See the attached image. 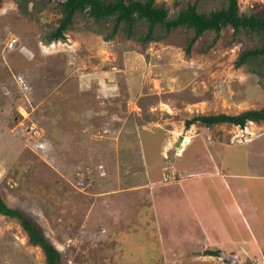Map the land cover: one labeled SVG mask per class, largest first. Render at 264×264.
I'll list each match as a JSON object with an SVG mask.
<instances>
[{
  "label": "rangeland",
  "instance_id": "1",
  "mask_svg": "<svg viewBox=\"0 0 264 264\" xmlns=\"http://www.w3.org/2000/svg\"><path fill=\"white\" fill-rule=\"evenodd\" d=\"M238 7L258 14L264 0H238ZM53 20L51 13L30 18L16 0H2L6 204L33 218L65 264L244 262L238 232L252 223L242 206L237 221L233 199L246 198L264 215V180L251 171L264 172V121L186 126L199 116L264 107L258 77L235 67L241 44L221 41L205 54L198 41L188 55L182 30L147 46L79 30L46 45L43 33ZM216 171L224 174L204 178ZM165 231L177 248L170 257L163 255ZM205 243L220 255L204 258ZM0 264H46L21 223L2 215Z\"/></svg>",
  "mask_w": 264,
  "mask_h": 264
},
{
  "label": "trees",
  "instance_id": "2",
  "mask_svg": "<svg viewBox=\"0 0 264 264\" xmlns=\"http://www.w3.org/2000/svg\"><path fill=\"white\" fill-rule=\"evenodd\" d=\"M16 1L21 5V11L30 18L34 17V12L54 15L53 22L46 25L43 33L42 42L46 45L66 42L69 32L79 30L91 32L104 41H111L121 35L143 46L166 41L178 30H182L188 55L198 41H202L200 52L205 54L221 41L226 47L241 44L235 67L245 68L257 76L264 90V12L241 13L238 0H173L171 5L159 0ZM1 3L2 0L0 7ZM226 33H229L228 37ZM262 121L264 107L234 116H199L188 121L186 126L190 128L199 123L211 129L216 125L231 124L244 128L249 122ZM0 215L21 223L28 235L29 244L43 250L46 264H65L63 254L49 241L33 218L22 210L9 207L1 194ZM162 236L167 239L163 255L170 257L177 248L172 245L168 231ZM247 252L248 256L242 252L245 258L241 264H253L252 260L258 259L257 255ZM205 254L218 257L220 252L210 250Z\"/></svg>",
  "mask_w": 264,
  "mask_h": 264
},
{
  "label": "crops",
  "instance_id": "3",
  "mask_svg": "<svg viewBox=\"0 0 264 264\" xmlns=\"http://www.w3.org/2000/svg\"><path fill=\"white\" fill-rule=\"evenodd\" d=\"M250 152H251V150L247 154L249 155ZM262 154L264 155L263 152H262ZM259 155H261V154L257 153V155L256 156H253V157L257 158ZM246 160H247V158H246ZM249 160H251V157L250 158L248 157V161ZM251 167H252V165H251ZM254 167H256V166H254ZM251 171L254 173V175H260L259 178L261 180H264V172H263V175H261L260 174L261 171L258 172L256 170H252V169H251ZM222 173L224 174V172H222V171H216V172H214L212 174H207L208 177H204V178H208L210 180H214V179H217L218 177H220L222 175ZM248 177L255 178V176H253V175L252 176H248ZM226 178H232V177L226 176ZM206 186H207V184H206ZM205 189L208 190V186ZM225 189L226 190H230L228 187H225ZM244 199H246V198H244ZM244 199H243V201H239L238 199H233V203H234L235 210H236V216H239L237 218V221L239 222V219L241 218L240 215H239V213H238L239 212L238 209H239L240 206H242L241 209L243 210V212H245V214H247L246 219L248 221L250 220V222L252 224H251V226L249 225L250 226V227H248L249 230H247L246 226L244 225L245 223H243V225H242V231L238 232V235L240 234L239 235V239H241V242L238 245H239V247L245 248L247 251H249L250 254L257 255L258 256V259H260L261 253L264 251V232L261 229L262 223L264 224V215H261L260 209L259 208H256V206H258L257 204H254V205L246 204L245 201H244ZM231 221H232V219H231ZM232 236L234 238H231V239H235V236H234L233 232H232ZM239 239H238V241H239ZM251 245L252 246L255 245V247H254L253 250L251 248H249ZM212 246H215V245H211V244L205 243V244H203L201 246V247H203V251L202 252H203V255H205L204 258L205 257H212V256H206V254H205L206 251L213 250V249H211ZM231 246H233V247H231L232 248L231 251H233V253H234L236 251L234 249L235 245L232 244ZM261 250H263V251L260 253ZM198 252L196 254H198ZM228 252H230V251H228ZM196 257L197 258H200L201 256L199 257V255H198ZM181 258L184 259L185 256H181ZM204 258H201L200 260H203ZM213 258H214V256H213ZM193 260H195V259H193ZM200 260H197V262L200 261Z\"/></svg>",
  "mask_w": 264,
  "mask_h": 264
},
{
  "label": "built area",
  "instance_id": "4",
  "mask_svg": "<svg viewBox=\"0 0 264 264\" xmlns=\"http://www.w3.org/2000/svg\"><path fill=\"white\" fill-rule=\"evenodd\" d=\"M241 251L246 255V256H248V252L245 250V249H241ZM262 256V255H261ZM228 259L230 260V261H233V264L235 263V261H234V259L233 258H231V257H228ZM253 261V264H262L261 263V259L259 260V259H256V260H252Z\"/></svg>",
  "mask_w": 264,
  "mask_h": 264
},
{
  "label": "clouds",
  "instance_id": "5",
  "mask_svg": "<svg viewBox=\"0 0 264 264\" xmlns=\"http://www.w3.org/2000/svg\"><path fill=\"white\" fill-rule=\"evenodd\" d=\"M231 258H233V257H231ZM233 259H234V261H235V264H238V263L236 262L237 258L234 257ZM235 259H236V260H235ZM260 259H261V258H260ZM260 259H259V260H260ZM237 261H238V260H237Z\"/></svg>",
  "mask_w": 264,
  "mask_h": 264
},
{
  "label": "bare ground",
  "instance_id": "6",
  "mask_svg": "<svg viewBox=\"0 0 264 264\" xmlns=\"http://www.w3.org/2000/svg\"><path fill=\"white\" fill-rule=\"evenodd\" d=\"M250 124H253V123H250ZM185 140H186V143H188V142H189V138H186Z\"/></svg>",
  "mask_w": 264,
  "mask_h": 264
},
{
  "label": "water",
  "instance_id": "7",
  "mask_svg": "<svg viewBox=\"0 0 264 264\" xmlns=\"http://www.w3.org/2000/svg\"><path fill=\"white\" fill-rule=\"evenodd\" d=\"M183 138L180 139V142H182Z\"/></svg>",
  "mask_w": 264,
  "mask_h": 264
}]
</instances>
